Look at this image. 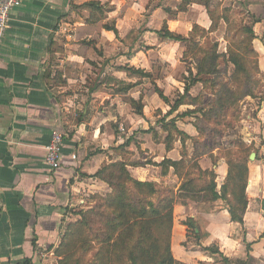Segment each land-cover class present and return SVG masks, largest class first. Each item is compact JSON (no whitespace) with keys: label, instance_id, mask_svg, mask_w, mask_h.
Returning a JSON list of instances; mask_svg holds the SVG:
<instances>
[{"label":"crops","instance_id":"1","mask_svg":"<svg viewBox=\"0 0 264 264\" xmlns=\"http://www.w3.org/2000/svg\"><path fill=\"white\" fill-rule=\"evenodd\" d=\"M242 2L261 16L253 30L264 43V34L257 33L264 29V0ZM194 26L206 31L211 26L199 0L189 5L182 0H21L10 12L0 45V264H58L55 250L66 225L78 220L74 212L89 208L91 196L110 192L93 176L104 164L123 160L114 148L129 137L124 150L136 143L134 133H119L126 123L135 130L124 115L132 108L128 100L139 102L142 112L146 103L160 109L164 103L155 92L167 97L165 91L185 73V43L162 38V28L187 37ZM131 31L140 37L126 46L122 40ZM143 82L154 85L141 98ZM130 84L134 87L120 92ZM190 126L193 132L181 131L195 137ZM53 131L64 134L57 170L45 162ZM253 139L261 147L247 164L243 223L230 221L221 200L175 206L170 237L175 261L264 264V136ZM165 152L159 160L133 155L130 162L141 164L127 170L138 181L160 183V169L153 164L181 159L171 157L172 147ZM219 168L217 191L227 176L224 164ZM212 169L218 173L215 166L202 167ZM164 184L177 192L181 180L171 170Z\"/></svg>","mask_w":264,"mask_h":264},{"label":"trees","instance_id":"2","mask_svg":"<svg viewBox=\"0 0 264 264\" xmlns=\"http://www.w3.org/2000/svg\"><path fill=\"white\" fill-rule=\"evenodd\" d=\"M194 1L182 0L186 5ZM199 1L207 9L211 20V26L207 31L194 26L188 36L183 37L172 34L163 27L160 36L176 42H189L190 45L194 46L196 34L213 32L215 23L208 10L210 0ZM251 19L254 24L260 22L254 16H251ZM106 29L116 34L113 27ZM241 31L252 45L256 37L253 27L245 26ZM139 37L140 33L131 31L125 36L122 43L126 46L133 45ZM213 49L216 50V45ZM219 57L217 52L213 50L211 54L203 56L197 62L195 75L188 71L190 82H184L183 92L178 100L171 107L169 106V111L157 121V126L159 125L166 134L164 143L167 151L171 149V143L168 142V139L176 134L182 148L185 149L186 141H190L194 147V156L199 155L195 146L200 145L201 142L196 137L188 136L176 126L178 118L194 115L197 110L169 118L181 106L185 105L186 98L192 99L189 96L190 89L195 84L201 83L198 78L200 75L210 74L214 71L211 63ZM227 62L234 66V73L239 75L245 72L240 57L237 54L231 55L229 50L227 51ZM119 70L128 74L148 77V74L140 70L124 67ZM132 87H134L132 84L120 86V92L126 93ZM156 94L164 103L169 104L159 90L156 91ZM248 95L251 94L248 93ZM231 99L233 100L234 97ZM225 100L226 98L222 99V104L219 106L214 104V108L208 112H202L203 116L207 119L215 118L217 109L223 110L225 108V103H227ZM128 102L137 114H142V106L139 102L132 99H129ZM192 126L197 131L198 136H201V129L195 124ZM142 133L157 135L154 128ZM131 141L132 137H129L122 146L114 148V150L120 155ZM202 146L206 155H210L214 149V146L209 147L205 143ZM237 155L234 161L229 155L226 162L228 166L227 176L219 191H217L216 175L213 170H202L195 164L196 176L191 177L187 172L182 174L184 169L183 157L178 161L163 159L160 163L153 164L154 167L160 169V183L142 182L131 176L127 166H138L141 163L127 162L123 159L122 161L104 164L93 178L104 182L109 187L110 192L105 196L98 194L91 196L92 206L74 212L79 218L76 222L66 225L61 244L55 250L56 257L60 259L58 264H181L173 259L170 252L173 208L175 206H188L191 202H200L204 199L212 202L221 200L224 202L230 221L243 223V215L247 205L245 189L248 179L247 163L250 154L245 151L243 157H237ZM216 161L217 159H214V164ZM149 163L151 162L149 161ZM171 170L181 180L177 192L164 184ZM262 237H264V233ZM223 262H227V260L224 259ZM237 264H245V262L239 261Z\"/></svg>","mask_w":264,"mask_h":264},{"label":"rangeland","instance_id":"3","mask_svg":"<svg viewBox=\"0 0 264 264\" xmlns=\"http://www.w3.org/2000/svg\"><path fill=\"white\" fill-rule=\"evenodd\" d=\"M208 10L214 19L215 30L207 34H196L194 36V46L190 45L189 42L184 44L181 61L185 73L177 79V82L171 83V89L165 91L167 96L165 98L170 105L160 99L164 104L157 110L148 103L143 107L141 115L137 114L133 108L125 110L124 115L130 117V124L135 130H128L130 128L129 123H122L124 131H119V133L123 135L134 133L136 136V143L132 142L128 147L129 149L120 154L125 161L130 162L133 155L135 158L141 157L143 160H148V156H151V154L157 156L158 160L162 155H166L165 151L167 150L164 143L166 134L160 129L159 125L157 126V121L169 111V106L171 107L178 100L183 92L184 82H190L188 71L195 75L197 62L203 56L211 54L213 50L220 56L211 63L214 71L198 77L201 83L195 84L189 92L192 99L186 98L185 105L181 106L169 118H175L177 114L197 110L194 115L178 118L176 126L180 130L189 131L190 125L195 124L201 129V136H198L197 131L195 136L202 143L195 146L199 155L194 156V147L190 141H186L184 149L177 135L173 134L168 139L173 150L170 153L171 157H183L184 169L182 174L187 172L191 177L196 176L197 171L194 165L197 164L201 169L202 167L215 166V170L218 172L215 174L216 178H221L222 170L219 167L224 164V168L228 170L226 162L229 155L234 161L237 154V157H243L245 151L248 154L258 153L261 143L253 138L264 136V112H262V106L264 105V54L260 56L263 52L262 47H264L263 40L259 36L255 37L257 40H254L251 45L241 31L245 26L254 27L255 25L251 19L253 15L248 11L246 3H243L242 0H210ZM254 18L261 21V16L259 18L254 16ZM258 28L256 27V30ZM257 33L263 36L264 29L263 31H257ZM214 45H216V50L213 49ZM228 50L231 55L237 54L240 57L245 68L244 73L239 75L234 73V66L227 62ZM236 75L238 76L236 77ZM142 85L141 98L147 97L153 92L151 85L153 86L154 83L150 85L143 82ZM179 86L182 89L181 93H179ZM148 92L150 93L148 94ZM248 93L251 95H248ZM231 97H234V99L232 100ZM225 98L227 102L225 108L223 110L217 109L215 118L207 119L203 116L202 112H208L214 108V104L221 105V100ZM136 122L139 123L135 125ZM150 128H155L157 138L153 133H142L143 130L148 131ZM189 132H193V130ZM137 143L142 146L137 145ZM203 143L209 147L214 146L210 155L204 154ZM145 154H148L147 157ZM214 159H217L215 164ZM247 164H249V161ZM88 204L89 206L93 205L91 198H89Z\"/></svg>","mask_w":264,"mask_h":264},{"label":"built area","instance_id":"4","mask_svg":"<svg viewBox=\"0 0 264 264\" xmlns=\"http://www.w3.org/2000/svg\"><path fill=\"white\" fill-rule=\"evenodd\" d=\"M20 5L21 0H0V45L8 27L9 14ZM120 131H123V129L121 128ZM63 138L64 134L53 131L50 135V141L45 148V162L53 170H57L61 166ZM72 160H75V156H72Z\"/></svg>","mask_w":264,"mask_h":264},{"label":"water","instance_id":"5","mask_svg":"<svg viewBox=\"0 0 264 264\" xmlns=\"http://www.w3.org/2000/svg\"><path fill=\"white\" fill-rule=\"evenodd\" d=\"M254 158H255V154H250V156H249V161H253L254 160Z\"/></svg>","mask_w":264,"mask_h":264}]
</instances>
